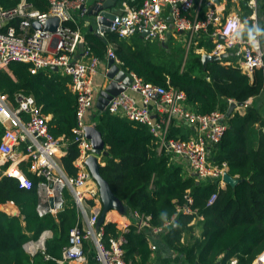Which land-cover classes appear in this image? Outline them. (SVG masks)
Wrapping results in <instances>:
<instances>
[{"label": "built area", "instance_id": "built-area-1", "mask_svg": "<svg viewBox=\"0 0 264 264\" xmlns=\"http://www.w3.org/2000/svg\"><path fill=\"white\" fill-rule=\"evenodd\" d=\"M89 1L49 0L47 11H39L26 0H21L10 9L0 5V70L7 69L13 61H24L31 63L33 73L53 70L69 77L68 87L77 98V126L74 129V142L79 148V155L74 161L77 174L70 175L61 160V156L68 153V143L50 132L49 117L35 96L24 90L17 91L13 97L0 91V123L4 127L0 155L4 161L29 159L30 170L40 177L37 185L39 215H56L63 210L66 203L64 191L71 192L79 220L71 230L62 256L56 258L58 264L85 263V244L89 241L93 243L100 264H132L125 258L124 237H111L107 242L103 223L98 225L100 209L94 208L102 200L99 186L86 164L91 155L98 156L102 164L104 159L102 153L94 152L85 130V126L91 124L88 115L97 109L99 89L95 76L102 62L91 50L81 27V21L86 20L91 12ZM102 4L104 0H99L97 5ZM260 8L259 0H124L122 5L116 4L106 10L115 14L110 27L120 38L129 39L145 31L147 41L166 42L173 37L184 42L185 59L191 51L207 52L206 43H211L208 54L222 59L223 55L232 53L235 62L221 61L237 65L243 73L252 77L256 69H264V24L260 23ZM101 11L95 14L94 31L106 37L107 32L101 29L103 23L99 22L104 18ZM52 16L59 18L56 30L33 28L34 20L45 22ZM115 51V45L110 43L108 58L113 57L132 81L109 101L106 110L146 125L156 150L186 159L190 170L197 173L200 181L210 180L220 186L226 185L228 163L215 161L212 148L222 139L228 127L227 111L215 109L210 113H201L194 110L184 91L145 81L134 71L123 68ZM251 100L242 104L233 99L228 102L229 106L236 102V109L245 111ZM179 122L193 126L195 133L187 138L180 133L173 134L175 129L180 128ZM94 124L97 125L96 122ZM105 149H109L108 146ZM6 174L17 177L22 187H32V180L27 176L15 171ZM88 183L93 185L88 186ZM217 197L218 194L213 193L208 205L214 203ZM185 198L186 202L177 206L176 216L197 213V209L192 207L194 199L189 191ZM132 217L136 219L138 231L148 228L153 234L163 233L164 228L175 221L173 217L163 226H153L151 217L137 210L133 211ZM197 218L203 216L198 215ZM124 228L129 229L127 225ZM51 236L52 231L45 230L37 239L25 243V250L32 259L39 252L44 253L46 259L50 258L46 254V241ZM156 248L152 242L151 249ZM254 262L264 264V251ZM236 263L237 260H234L233 264Z\"/></svg>", "mask_w": 264, "mask_h": 264}, {"label": "trees", "instance_id": "trees-1", "mask_svg": "<svg viewBox=\"0 0 264 264\" xmlns=\"http://www.w3.org/2000/svg\"><path fill=\"white\" fill-rule=\"evenodd\" d=\"M21 0H0L5 9L16 7ZM39 11L49 9V0H26ZM142 1V0H139ZM250 10L248 9L247 12ZM263 13V12H261ZM91 50L104 59L110 43L117 44L116 54L122 67L134 71L145 81L174 87L186 93L194 110L210 113L215 109L228 111L229 99L239 104L251 100L245 112L234 111L228 118V127L222 139L213 146V158L226 161L228 172L240 178L234 186L223 188L215 181H200L189 175L175 163L172 155L159 153L146 125L119 117L107 110L97 114V128L103 133L109 155L101 167L102 176L108 180L115 195L124 203L125 214L137 210L151 217L153 226H163L170 219L175 221L163 232L166 243L180 250L188 264H253L264 251V131L259 132V142L254 144L257 126H264V69H256L253 76L243 73L237 65H224L220 61L204 65L201 55L194 53V65L183 66L176 60L166 63L157 60V48L144 41L140 35L129 39L109 32L102 37L95 32L86 33ZM202 44V43H201ZM208 49L211 43H206ZM159 48L167 51L169 42H159ZM200 67V73L195 66ZM31 63L13 61L0 70V91L11 97L20 90L33 94L43 112L50 116L48 127L55 137L68 143V153L61 156L65 170L77 174L74 164L79 148L74 142L77 126V98L67 86V78L57 71L33 73ZM174 130L173 134L179 133ZM4 127L0 123V140ZM183 138H187L184 134ZM32 187H22L17 178L4 176L0 180V203L12 201L20 208V214H10L0 209V264H58L64 246L69 243L71 230L78 224L79 216L71 192L65 189L64 209L54 214L39 215L37 211L40 177L27 171ZM190 192L192 207L197 213L178 214L177 206L186 202ZM213 193L218 197L208 205ZM203 215V238L190 243H180L184 230L191 221ZM104 237L122 233L115 221L104 224ZM45 230L52 236L46 241V254L32 256L25 250V243L37 239ZM124 237L123 248L127 262L148 264L152 249L149 245L150 229L141 232L134 226ZM87 244V243H86ZM85 244V251L87 247Z\"/></svg>", "mask_w": 264, "mask_h": 264}, {"label": "crops", "instance_id": "crops-1", "mask_svg": "<svg viewBox=\"0 0 264 264\" xmlns=\"http://www.w3.org/2000/svg\"><path fill=\"white\" fill-rule=\"evenodd\" d=\"M98 1L99 0H90L89 1V6H90V9H91V12L87 16L86 20L81 21V27H82V31L84 33H87L88 31L95 32L94 30H95L96 22H95V14L93 13V11L98 6L97 5ZM104 1H106V0H104ZM123 2H124V0H117L114 5H116V4L117 5L118 4L122 5ZM259 3H260V7H261L260 8L261 9V11H260V23L263 25L264 24V0H259ZM261 12H263V13H261ZM91 27H93L92 30H91ZM84 29H86V30H84ZM138 35H140V37L144 41H147L142 36L141 33L138 34ZM178 41H179L178 39H174L173 37H169L168 41L162 42V43H168L169 42L170 43L169 45H171V42H178ZM112 44H114L115 47H117V44H115V43H112ZM168 49L170 50V48H168ZM210 51L211 50H209L208 47H207V52H210ZM192 52L201 55V59H202L203 53L204 54L207 53V52H202V54H200V53H198L196 51H192ZM223 57L224 58H222V59L219 58L217 61H220V63L224 64L221 60H223V61H233V62H235V60H236L235 56L232 55V53H229L228 56L224 55ZM101 61L102 62L100 64L99 71H98V73L95 76V84L98 87V89H101V88L105 87L108 84V82H109V79L106 77V72H107V69H108V64H107L108 56H107V54H106V57L104 59H101ZM186 61H187V59H185V62L182 63L183 64L182 67H184V65L186 64ZM224 65H234V64H224ZM58 74L60 75L59 72H58ZM62 76H64V75H62ZM64 77L67 78V86H68L69 77H67V76H64ZM96 110L97 109H95L94 111H92L88 115V122H90L91 124H94L95 122L97 124V121H98V115L97 114H99V113H98V111L96 112ZM228 110H229V108H228ZM236 110L237 109L235 108L234 111H236ZM241 112H245V111H241ZM227 113H228V111H227ZM48 117L50 119V116H48ZM179 126H180V128H177L176 130H179L180 131L179 133L182 134V135L185 134L187 137H189V136H191V135H193L195 133L194 132L195 130H194L193 126H190V125H188L186 123H182V122H179ZM260 131H264V126H257V128H256V131H255V134H254V140H255L254 144L255 145H257L258 142H259V132ZM68 151H69V149H68ZM212 154H213V152H212ZM106 159H107V157L105 156V158L103 159V165L105 164ZM172 159L174 160L175 163H177L180 166H182L187 174L193 175L192 174L193 172L190 170V167H189L188 162L186 161V159L175 157V156H172ZM29 164H30L29 159H24V160L18 159V160H15V161H11V160L10 161H4V159L0 155V180L4 176L8 175L6 173L9 172V171H15L16 173H19V174H21L23 176H27L28 177L26 172L27 171L32 172L30 170ZM12 177H14V176H12ZM15 178H17V177H15ZM195 178L197 179V177H195ZM236 178H238V177H236ZM228 184L229 183H226V185L221 186V187L226 188V186ZM92 185H93L92 183H88V186H92ZM232 185L234 186L235 184H232ZM0 206L3 207L2 209L6 210V211H9L10 214H14V215H19L20 214V208L17 205H15L12 201H7L5 203H0ZM101 208H102V203L101 204L98 203L97 207H95L94 209H100L101 210ZM130 216L127 215V214H120L117 210L111 209L106 214V219L104 221V224L108 223L109 221H115V222L118 223V227H119V229L121 230L122 233L123 232H127L131 228V226H134L136 231H138L137 228H136V219L135 218H131ZM173 222H174V220H173ZM203 224H204V217L203 218H195L193 221H191L189 223V225H188V226H190L189 227L190 229H186V230L183 231V233H182V235L180 237V241L178 242V245L180 243H186V244L190 243L192 241H195L197 238L198 239L203 238V230H204L203 229ZM126 225L129 227V229H127V230H125V228H124ZM165 228H164V231H165ZM141 231H138V232H141ZM122 233L120 234L121 236H123ZM52 234H53V232H52ZM164 235L165 234H163V233H161V234H153L152 233V236L149 237V245L151 246V243L153 242L157 246V248L155 250H152V254H151V258H150L149 262H152L154 264H188L187 261H186L185 255L180 250L169 247V245L165 241ZM86 247H87V253H86L87 254V260L83 264H100L98 259H97V257H96V255H95V251H94V248H93L92 241L87 242ZM223 256H224V253H222L218 257V259H217L215 264H219V261L221 260V258ZM234 260H237V262H238L237 257H233L231 259L230 263L233 264ZM65 264H82V263L68 262V263H65ZM253 264H256V263L253 262Z\"/></svg>", "mask_w": 264, "mask_h": 264}, {"label": "water", "instance_id": "water-1", "mask_svg": "<svg viewBox=\"0 0 264 264\" xmlns=\"http://www.w3.org/2000/svg\"><path fill=\"white\" fill-rule=\"evenodd\" d=\"M116 1L117 0H106L104 1V4L97 6L96 9L93 11L94 14H97L99 10H102L101 14L104 16V18L99 19V22L103 23L101 29L107 33L112 32V28L110 26L112 23L111 20L114 19L115 14L106 9L112 7L116 3ZM58 25H59V18L56 16H52L48 18L45 22H41L39 20H34L32 22L33 28L50 30V31L56 30ZM92 29L93 27H91V30ZM145 34L146 31L142 33V36L144 37ZM219 58L220 56L211 55L208 53L202 55V61L205 65L208 62L216 61ZM107 64H108V71L106 73V77L109 79V82L105 87L99 89V94L96 100V108L98 109L99 114L106 111V107L109 101L114 96H117L119 93L124 91L132 81V78L127 74V72L124 69H122L115 62V59L113 57L108 58ZM53 69L57 70V67H53ZM236 106H237L236 102L231 103L228 110V115H231V113L235 110ZM85 130H86V136L91 140V144L94 152L96 154L102 153L103 158L109 155V149H105L107 145L105 143L103 133L97 128V125L87 124L85 126ZM86 164L89 170L91 171L93 179L96 181V183L99 186L101 200H102V208L100 210L98 225L104 223L106 219V214L111 209L117 210L120 214H125L124 203L115 195L108 180H106L100 172V169L103 166V164L100 162L98 156L91 155L90 157L87 158ZM192 174L193 176L197 177V183H199L200 179L198 178L197 173L193 172ZM225 180L229 184H236L237 182L240 181V178L233 177L229 172H227L225 174ZM0 208L2 209L3 207L0 206Z\"/></svg>", "mask_w": 264, "mask_h": 264}, {"label": "rangeland", "instance_id": "rangeland-1", "mask_svg": "<svg viewBox=\"0 0 264 264\" xmlns=\"http://www.w3.org/2000/svg\"><path fill=\"white\" fill-rule=\"evenodd\" d=\"M86 30V29H84ZM150 42V44L157 48V60L162 61V62H168L171 63L172 61L176 60L177 62L183 63L185 62V47L184 42L182 40H179L178 42H171L170 45V50L168 49L167 51H164L162 48H159L158 41H147ZM170 44V43H169ZM195 58H194V53L191 51L188 55L187 58V65L192 66L194 65ZM195 71L197 73H200V67L198 65L195 66ZM98 110H96L97 112Z\"/></svg>", "mask_w": 264, "mask_h": 264}]
</instances>
